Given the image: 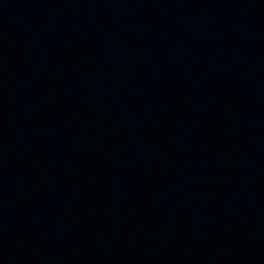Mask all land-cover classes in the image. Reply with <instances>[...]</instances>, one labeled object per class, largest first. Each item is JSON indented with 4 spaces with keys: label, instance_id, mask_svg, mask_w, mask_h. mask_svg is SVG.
<instances>
[{
    "label": "water",
    "instance_id": "1",
    "mask_svg": "<svg viewBox=\"0 0 264 264\" xmlns=\"http://www.w3.org/2000/svg\"><path fill=\"white\" fill-rule=\"evenodd\" d=\"M0 264H264V0H0Z\"/></svg>",
    "mask_w": 264,
    "mask_h": 264
}]
</instances>
